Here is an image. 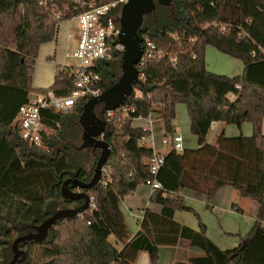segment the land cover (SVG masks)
Segmentation results:
<instances>
[{"label": "trees", "instance_id": "obj_1", "mask_svg": "<svg viewBox=\"0 0 264 264\" xmlns=\"http://www.w3.org/2000/svg\"><path fill=\"white\" fill-rule=\"evenodd\" d=\"M57 27L49 8L38 0H0V264L9 263L17 236L34 232L54 211L74 204L60 194L63 180L71 176L89 179L97 159V150L87 149L82 161L77 155L82 150L71 146L57 150L56 156L53 152L63 141L74 143L80 137L77 120L82 99L69 112L41 110L44 130L39 146L23 142L11 125L29 93L45 90L33 89L32 74L39 46L54 38ZM139 34L147 36L161 56L141 66L140 96L134 93L125 106L107 116L109 128L102 138L110 154L105 173L88 191L93 206L56 221L43 242L20 243L26 257L19 264H133L140 251L157 264L159 247L174 246L180 239L202 251L190 257L188 264H264V0L157 4L154 12L144 16ZM208 45L240 59L242 73L227 76L209 71L205 64ZM95 69L102 90L120 74L115 59L101 61ZM74 88L73 75L63 67L57 68L47 89L66 96ZM177 103L187 108L198 147L165 154L156 175L161 187L149 197L161 206V212L146 208L131 236L119 203L151 178L147 159L153 153L151 147L140 144L149 131L133 127L132 121L147 116L161 119L165 134H173ZM217 121L237 127L250 122L252 133L237 137L220 133L211 144L207 135ZM92 154L88 168L87 156ZM205 182L211 184L204 187ZM222 185L259 205L256 220L241 243L224 250L206 236L200 220L199 229L194 230L173 218L175 211L193 212L181 195L184 188L211 194ZM110 236L123 247L117 249Z\"/></svg>", "mask_w": 264, "mask_h": 264}, {"label": "crops", "instance_id": "obj_2", "mask_svg": "<svg viewBox=\"0 0 264 264\" xmlns=\"http://www.w3.org/2000/svg\"><path fill=\"white\" fill-rule=\"evenodd\" d=\"M77 44L78 40L72 33L70 21H61L58 24L54 38L39 46L32 74L33 89L49 88L53 84L57 68L71 67L68 59L70 57L69 51L73 46L76 47ZM213 51L212 48L205 47V64L207 62L206 56L208 53L213 54ZM226 56L227 58L218 56L221 69L211 68L209 71L227 76L240 75L244 68L243 62L229 55ZM134 93L136 96H140L139 89ZM137 120L142 121V123H136ZM159 120L162 123L161 125L156 123V119L137 117L133 119L132 126L149 131L150 140L146 142V146L151 147L157 153L166 154L171 151L172 147L171 144L163 143V138L166 134L163 122L161 119ZM261 129L264 134V117ZM174 133L178 135L175 128ZM220 133H223L226 137L250 136L252 124L245 122L240 127H237L234 124L225 122H213L207 135L208 142L215 144ZM182 144L183 150L198 147L197 138L195 144L188 145L182 137ZM205 183L204 187L211 184ZM152 193L153 191L149 186L139 184L134 192L125 195L119 203L126 228L131 236L138 230L139 222L146 208L157 214L161 212L162 208L159 204L149 201ZM181 195L186 203L185 205L191 208L193 212L185 210L175 211L174 220L194 230L199 229L200 220L205 226L206 236L222 250L237 247L241 243V238L252 228L259 209L256 201L242 197L229 185L219 186L211 194L203 190L184 188L181 191ZM113 238L114 240L111 239V236L109 237L111 243L117 249H121L123 244L116 241L115 237ZM200 255H202V251L199 248L191 246L185 239H180L174 246L159 247L157 264H188L187 260L190 257ZM133 264H151L148 253L140 251Z\"/></svg>", "mask_w": 264, "mask_h": 264}, {"label": "built area", "instance_id": "obj_3", "mask_svg": "<svg viewBox=\"0 0 264 264\" xmlns=\"http://www.w3.org/2000/svg\"><path fill=\"white\" fill-rule=\"evenodd\" d=\"M128 0H38V4L49 8L50 15L58 21L70 20L78 21L80 37L73 56L79 60L75 66L68 67L74 77L75 88L66 96L56 94L52 89L44 91H33L28 96V100L23 103L14 119L12 128L18 137L29 146H39L41 144L42 122L41 110L52 109L57 112H69L74 104L82 99L87 100L91 96H97L102 92L100 87L101 76L96 71V66L101 61L121 58L124 45L119 42L120 33L119 16L121 7ZM70 16V19H64ZM143 52L136 67L139 69V79L143 74L141 66L150 59H158L161 53L157 51L155 44L147 37H142ZM173 58V62H175ZM114 111V110H113ZM113 111L105 113L111 116ZM133 111V110H132ZM149 119L150 116H147ZM103 136V135H102ZM150 137H142L141 145H146ZM163 143L171 144L174 151L183 150L182 137L180 135L166 134ZM165 154L153 151L147 159L151 178L146 179L144 184L152 191L161 187L156 175L163 165ZM105 168L102 169V174ZM101 174V176H102ZM105 186V180L101 181ZM93 206L92 197L90 204ZM264 229V223L262 224Z\"/></svg>", "mask_w": 264, "mask_h": 264}, {"label": "water", "instance_id": "obj_4", "mask_svg": "<svg viewBox=\"0 0 264 264\" xmlns=\"http://www.w3.org/2000/svg\"><path fill=\"white\" fill-rule=\"evenodd\" d=\"M172 2L173 0H128L122 5L119 16L120 33L118 40L124 45V51L120 58V74L99 95L91 96L83 102L77 120L81 128V142L76 144L70 140H65L53 149L55 156L57 150H62L66 146H71L76 150H97L99 153L92 175L87 180L73 176L63 180L60 194L64 200L72 201L74 204L54 211L39 225L35 226L34 232L17 236L11 244L12 256L8 264H19L24 261L26 253L19 248L20 243L43 242L56 221L74 217L88 208L90 204L88 191L100 181L102 169L110 154L109 144L102 138V135L109 128L105 113L125 106L135 89L142 84L136 64L143 52L139 29L142 26L144 16L154 12L157 4L170 6ZM98 106L99 110L96 111Z\"/></svg>", "mask_w": 264, "mask_h": 264}, {"label": "rangeland", "instance_id": "obj_5", "mask_svg": "<svg viewBox=\"0 0 264 264\" xmlns=\"http://www.w3.org/2000/svg\"><path fill=\"white\" fill-rule=\"evenodd\" d=\"M69 21L71 24L72 33L77 38V40H79L80 29H79L78 21L74 18H72L70 20H66V22H69ZM206 47L212 48V50H214L213 54L208 53V55L206 56V61H207L206 67L208 68V70L211 68L221 69L218 56H221V58H227L226 54L220 52L219 50H217L215 47H213L211 45H208ZM76 48H77V46L76 47L73 46L72 48H70V51H69L70 57L68 58L69 63H70L69 66H75L79 63V60L73 56V53L75 52ZM115 63L118 64V67L120 70V58H116ZM135 91L137 92L138 89H135ZM98 110H99V106L96 108V111H98ZM156 120H157L156 121L157 124H159V125L162 124L159 119H156ZM136 123H142V121L137 120ZM173 123H174V128L176 129L177 134L181 135L183 137V140L185 141V143H188V145H193L196 143V137L190 131L189 116H188V112H187L185 104H183V103H177L176 104V106H175V118H174ZM211 135H213V133H211ZM80 136H81V134H80ZM80 142H81V138L78 137L74 143L79 144ZM83 150L79 151L77 153L78 160H80V161H82L84 159V157L87 155V152H86L87 149H83ZM96 152H97V154H96V157H97L99 152L98 151H96ZM87 157H88V159H87L86 165L89 168L91 166V164L93 163V154H92V156L88 155ZM190 216H191V214H190ZM192 216L194 217L193 214H192ZM111 239L114 240V238L112 236H111Z\"/></svg>", "mask_w": 264, "mask_h": 264}, {"label": "flooded vegetation", "instance_id": "obj_6", "mask_svg": "<svg viewBox=\"0 0 264 264\" xmlns=\"http://www.w3.org/2000/svg\"><path fill=\"white\" fill-rule=\"evenodd\" d=\"M91 150V149H90ZM92 151V150H91ZM92 152H95V150L94 151H92Z\"/></svg>", "mask_w": 264, "mask_h": 264}]
</instances>
